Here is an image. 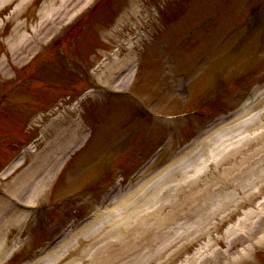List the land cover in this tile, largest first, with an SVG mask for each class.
Segmentation results:
<instances>
[{"label": "rangeland", "instance_id": "1", "mask_svg": "<svg viewBox=\"0 0 264 264\" xmlns=\"http://www.w3.org/2000/svg\"><path fill=\"white\" fill-rule=\"evenodd\" d=\"M151 1L152 0H137L135 6L133 7L135 13L133 12V8L131 9L130 7L129 12L131 13V20L120 31V33L117 32L115 34V40L114 38H108L109 40H107L109 42L106 41V43L105 40L96 39V42L92 44L84 43L85 47H87L86 51H88L85 55V62L88 61L87 64H90L91 66L94 62L97 61L100 54H106V49H108L107 45L110 44V42H117L118 39L125 34L124 31L140 22L138 18L140 10L143 9L144 5L149 4V2ZM194 1L195 8L193 9V11L191 10V5L187 4L185 5V7L188 9L187 11L183 10L182 7H179V9H174L173 12H169L166 17L167 19L172 21V23H174V27L169 32L164 31V28L161 27L162 23L160 24L158 20V22L156 23V28L153 29L150 33L148 32L146 35L147 40H151V45L149 44V47L147 46L148 48L145 45L139 50L137 48L132 50L131 55L136 54L137 56H140L142 54V60H140L138 63L137 71L134 77L130 79L127 76L125 82L123 80V85H128L132 88L137 89L140 94L143 95L147 100L151 101L154 108L159 111H167L171 113L176 112L181 114L182 111L189 110V108L191 109L193 108V106L197 107V105L199 104L204 105L205 103L210 102L211 98L213 102L210 103L221 105L223 104V102H227L228 100H230L234 92L237 90L235 89V87L230 89L229 91L224 92L222 96H217V99L220 100L218 102H215L216 98L212 96L215 93L214 91L216 89H220L222 87L221 80L226 81L229 76L236 75L235 73L233 74L230 70L234 69L236 72L239 71V66L237 64V66H234V64L232 63V59L235 58L233 56L237 54L236 45L238 43L234 44V42L238 40L236 39L237 36L233 37L230 41H228L225 45H222L218 49H215L213 47L216 44L217 39L220 38L219 36L226 29H228V26L232 25L236 21L238 22L240 18H242V14H240V12L242 13L243 10L247 11V9H249L250 6L254 4L253 2L257 0H250L252 4H249V0H240L239 2H235L234 0ZM41 2L42 0H36L29 3L28 6L24 7L25 14L21 15L19 18H16L14 22L12 21L9 24H4V26L0 28V56L3 57L4 55H6L9 59L7 60L8 63L4 65L1 63L0 66V80L3 81V84L0 86V88H2L3 90H13V94L11 96L7 94L3 95L7 97V101L3 102V104H6L5 109L1 108L4 109V111L0 113V139L4 143L7 142L4 141L3 135L5 132L7 136L12 140L23 138L21 131L24 129V124L19 122L17 125L13 126V124L11 123V119L14 118V120H17L18 118V120L20 121L19 117L23 116V111L21 109L16 110L17 107L15 108L14 105L18 100H26L29 102L33 100L31 105L29 107H26L31 112L26 116V118L31 115L34 116L35 114H41V117L37 119V122L35 121V126L31 123V119L33 118V116L30 120H28L30 122V127L38 129L39 126H46L45 123L47 122V118L42 116V112L44 111V109H46L50 103L57 101L58 98L62 95L61 92H59V94H46L43 99L47 103L45 105H42L40 100L35 97L38 96L36 95V93L25 92V90L21 86L18 88H14L18 80H14L15 78H9L10 74L12 75L11 70H14L10 69L9 65H12V63L10 62L13 61V63H15L17 59L21 57L25 58L30 52L29 48L34 45V42L37 39L31 38L32 34L30 33L32 32V30H34L35 25L42 22L40 18V12L42 11V9H49L47 7L48 1L43 3ZM16 3V1L12 2L9 8H5V10H3V14L0 13V21L1 19L3 20L4 14L10 13L14 10ZM261 7V11L264 12V3L261 4ZM129 12H127V14ZM132 14L134 15V18H132ZM211 14H214V20L210 24L206 25L201 31L194 32L193 35L186 34L187 27L195 23L202 16H209ZM23 16H25L24 18H27L26 21H24ZM261 20L262 19L255 20L254 25L252 26L255 28L254 31L257 30L256 27ZM166 23H168V21ZM157 31L158 34H156ZM248 32L249 29H247V31L245 30L244 34ZM210 35L212 36L209 37ZM183 37L186 39L181 44L179 40ZM243 38L245 40L244 42L246 47H244V49L246 52L245 56L242 57L243 59H245V61H243L242 63H247L248 65L245 68L248 69V67L250 68V66H253L255 64H257V66H259L260 68L262 67L260 70L256 72L246 73L245 77H242V80H246V82L244 83H246L248 86L252 81L264 76V29L261 31L259 39L249 47L247 46L248 43L246 41V38ZM28 41L30 42V45H28ZM6 44L11 46L13 44H23L24 50L21 49L23 54H17L14 52L8 53L6 51H3L4 46L6 47ZM207 52L212 53V56H210V58L207 59L206 62L201 64V66L196 67V64H193L194 60L197 59L199 55ZM247 52H249L248 55H246ZM124 56L125 55L123 54V57ZM224 57V61L229 58V60H232V62L230 64L223 63L224 61H222L221 59H223ZM110 66L111 64H109V66L106 65L105 68ZM217 66L218 69L215 68ZM1 67H5V69ZM165 68H168L167 71L163 70ZM6 70H8V76L4 74V71ZM105 70L106 69H104V72ZM111 70L107 75L111 73ZM215 72L217 73V78L214 76ZM23 74L24 73L20 75ZM107 75L104 79L107 78ZM36 77V84L41 81L39 80L41 77H43L44 79L49 77L56 80H59L61 78L59 76H55L54 73H52L51 75L45 74L44 71L37 73ZM84 84L85 82L82 85ZM186 84H189V87L191 89V97L187 102H179L177 98H182L183 100L185 97L184 89H186ZM262 85L264 86V82L262 83ZM257 89H259V87ZM71 95L72 94H70L69 96ZM40 98H42V96H40ZM226 104H223V106H225ZM36 105H39V108H36ZM223 106L221 107L224 108ZM263 106L264 92L262 94H258L257 90L255 94H246V96L242 98V102L240 104L230 105L229 108H236V111H238L239 114L249 110H253V114L256 115ZM99 107V118L96 120V122H94L95 124H97V126L90 132L88 142L86 144L80 145L74 144V146L68 147L67 151H65L64 149L66 147V144H51L53 147L51 148L50 152H59L58 155H60L61 158H59L57 163L54 162L47 171H44L42 173L43 180H47V182L48 180H54V183L52 189L50 191H47L45 195H42L41 199L37 198L36 202L39 201L38 203H40L41 205L45 203L48 204L50 202L52 203L53 201H58V211L51 212L54 220L57 221V224L71 221L72 219H74V217L77 216L79 212H84L82 216L85 215V217L89 218L87 220V223L85 222V226L87 225L84 228L85 230H80L75 236L66 237L61 245L57 248V250H55V253L50 254L51 256L54 254L56 256H61L62 251L67 252V249L70 246L76 245L77 248L69 253L66 257L67 259H65L61 264H70L71 261H73V264L83 263L80 254L83 251V248L86 247L87 243H83L82 239L78 241L77 245V240L84 237L88 240V238L86 237L88 230H97L101 227L100 230H102L99 231L101 232L99 235L105 234L108 230H110L111 224L109 220L116 221L118 219L117 209L122 205L121 202L124 198H133L132 201L124 205L127 207L129 215L131 212L147 211L152 208L150 207L152 204L155 205V202L149 201L147 202V204H145L146 202H144L137 196L142 194L158 196L159 193L163 194L165 191L170 190L176 184L178 178L179 180L181 179V177L173 171V168L178 164V160L179 162L183 161L181 160L183 158L177 156V151L184 142L183 140L191 135L188 133L195 130V128L192 127L199 126L200 120L202 118L200 116L202 115V112L196 111L194 122H192L193 126H191L190 129L187 128L186 130L181 131L183 126H180L179 123L176 125H170L171 127L169 130H166V128L163 127L161 131L154 133L153 139L151 134H145L142 138H138V136L135 135V131H138V127L131 125L126 128H122L118 127V125L115 124L116 121L119 120V118L122 121V119L127 116L124 108H110L106 103H101V106ZM31 109L33 110V113ZM107 109H113L115 110V112H112V115H109ZM105 111L106 113L102 115V113ZM115 116H117V119H115ZM5 120L9 123V125L4 124ZM28 126L29 125H27V127ZM57 128L58 132L54 135V132L51 131V133H49V135H47V137L45 138L46 140L44 139L45 141H43L42 144H46L49 139L51 140L53 137H55L60 132L61 125L59 124ZM255 131L256 130L252 129L250 132L245 131L244 133L251 135ZM180 132L182 133V135H178ZM211 132L212 136L207 137L205 140L207 141L208 145L210 144L213 147H218V154L216 156H213L210 152L206 155L209 156L208 159L215 158V164L199 178H194L192 170V173H189L186 177L188 185L187 182L184 183V180H182V182L191 190H196L198 188L204 189L208 184H213L212 189L208 190L207 193H205L206 195L204 194V198H207L208 196H211V194H214L218 191H220V193L222 194L221 197H223L224 200H226L225 197L227 198L229 194H231V196L240 195L241 197V194L238 193L235 188L229 186L230 184H232L231 182L228 183L227 181H223L219 176L223 178H229L228 181L234 180L233 170L236 167L234 156L239 154L237 160L238 162H240L243 160V155H249L254 151L257 152V149L252 150V148H254L256 142H259V139L254 138V141L239 143L237 141H240L238 135L241 134V131L238 130L229 136L230 140H227L226 142H229L231 144L226 146L227 143H224L223 140L224 136L222 133H220V126H217V128L214 127ZM256 132L258 133L259 129H257ZM172 134L175 135V137L178 135V137L173 140L171 138ZM163 140H167L168 143H163L164 149L158 155V157L154 159L150 166H148L145 171L132 182V184H128L127 187L121 186L118 189V193L114 195L109 205L105 208L102 207L99 202V197L102 190L98 192V189L104 186L106 187V185L108 186V184L115 179H119L120 177H128V175L132 173L140 165V163L144 161L149 151L160 144ZM234 145L236 147H234ZM14 146L18 147L17 144H15ZM225 147H227L228 149H225ZM39 151H42L41 155L43 156L41 157L40 155V158L35 160V162H38L40 160V162L35 166L42 165L49 156V152H47L49 150L43 151L41 148ZM8 152L12 153L13 147L12 150L10 149ZM255 158L264 159V155L259 154ZM63 159L64 162H62ZM186 159L187 158H185L184 160ZM26 161L29 163V165L30 162H32L29 161V158H27ZM171 162L173 163V165L170 166L171 170H165L162 174H158L163 167H167V163ZM257 167L258 166H255V168ZM223 168L226 169L224 170ZM227 169L229 170V173H225ZM116 170L117 172H114ZM18 171L19 177H22V168H20ZM113 172L114 174L112 175ZM253 172L257 173V171ZM253 172L244 171L243 174H238L236 180H241L244 174ZM181 174L184 175L183 173ZM17 175L18 174H16L15 171L14 174H12L10 177L13 180ZM154 175L156 176L154 177ZM29 179L30 176L28 178V184H26V186H28L29 182H31V180ZM12 180L8 182H11ZM218 180H222L223 184L221 182H218ZM9 185L10 184H7L6 186L8 187ZM39 187H41V184L40 186L38 185V188L36 190H33L32 194L39 191ZM143 188L145 191L143 190ZM1 189L4 188L0 187V190ZM182 189L183 191L185 190V188ZM27 195L28 194L25 193V196ZM71 195L72 199L68 200V202L63 200L64 198L70 197ZM32 196L33 195L29 197V200L33 199L31 198ZM63 203H65L63 208L65 209V211L61 209ZM198 204H201V201L198 198L193 197L185 207H188L186 211L187 214L190 215L193 206ZM48 206L49 205H47L46 207ZM99 212L103 214L101 216H97L96 214ZM165 212L166 214H168L167 221L169 223L171 222L170 227H172L173 221L176 219V216L174 215L177 214V212L170 211L169 209H166ZM242 214H244V211H242ZM239 215L240 213L235 215V217H238ZM178 221L175 224H177ZM225 225L226 222L224 221L222 227H225ZM169 229L173 230V228ZM258 229L259 231H261L262 227H258ZM19 230L18 232L14 229H11L9 231L10 233L8 234L7 242H11V247H9L8 245L5 246L6 249L9 248L7 250L8 253L15 249V247L12 246V243L14 245L20 246L22 244L21 242L24 241V238H27L25 237L24 233L21 232L22 228H19ZM225 231L226 228H221L219 234H223ZM109 234L111 235V230ZM257 235L258 234H255L253 236L256 237ZM114 236L115 233L112 237ZM43 238H39L36 235L35 238L28 239L31 241L27 242L23 249L20 248L18 253H14V256L7 262V264H12L14 261H17L21 258L30 259L36 257V249L41 245ZM197 246V243H193V250L197 248ZM235 246L236 247L235 250H233V253L236 252V249L241 246L239 240H237V244ZM221 247L224 248V246L222 245ZM191 250L192 248L188 249L187 253H190ZM228 254H232V252H228ZM231 256H234V254ZM39 260L40 258H37L31 264H37ZM50 264H53V261Z\"/></svg>", "mask_w": 264, "mask_h": 264}, {"label": "bare ground", "instance_id": "2", "mask_svg": "<svg viewBox=\"0 0 264 264\" xmlns=\"http://www.w3.org/2000/svg\"><path fill=\"white\" fill-rule=\"evenodd\" d=\"M66 1L67 0H61V3H63V4H65L66 3ZM18 12H20L19 10H18ZM134 68V69H133ZM109 70H111V68L109 67L108 69H106L105 71L106 72H108ZM131 71V72H130ZM130 73H134L135 72V67H132L131 69H130ZM236 120H238V118L237 119H234V120H232V121H229V122H226V123H222L221 125H220V133H222V132H229V131H233L234 130V128H235V125L237 124V123H233L234 121H236ZM224 140V142H226L227 140L226 139H223ZM199 144H201L202 146L205 144V138H203L201 141H200V143ZM207 146H208V143L206 144ZM216 148H214V151L213 152H215L216 150H215ZM196 151V149H194V150H192L191 152H190V154L191 153H193V152H195ZM190 159H193V156H191L190 157ZM179 167L180 168H183L184 166H182V165H179ZM159 174V173H158ZM157 174V175H158ZM149 188V187H148ZM145 191V190H144ZM132 196V195H131ZM131 199H132V197L130 198V199H128V198H124L123 200H122V202H121V209H120V213H119V215L121 216L120 218V220L119 221H122V220H124V219H126V218H128L129 216L127 215V214H125V212H124V210L126 209V206H124L125 204H127V203H129L130 201H131ZM124 209V210H123ZM160 211V210H159ZM136 212H134V213H132L131 214V216L132 215H134ZM149 225V224H148ZM107 237H108V239H105V241L103 242V243H101L97 248H95V250L92 252V253H90V255L88 256V259H89V264H107V263H109L110 262V260H112L113 258H116L117 256H118V250H117V252H115V251H112V241H111V237H110V234H108L107 235ZM230 243H232V241L230 242ZM73 247L74 246H72V247H69V249H73ZM2 252H4V247H2V246H0V253H2ZM61 257H62V255H61ZM61 257H59V258H57L58 260L61 258ZM56 259V260H57ZM62 259H64V256L61 258V260ZM57 260V261H58Z\"/></svg>", "mask_w": 264, "mask_h": 264}]
</instances>
